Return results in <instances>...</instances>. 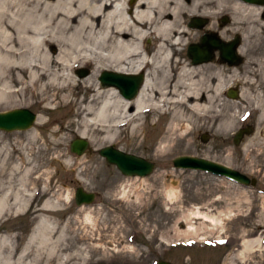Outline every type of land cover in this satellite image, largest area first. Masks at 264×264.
<instances>
[{"label":"rangeland","instance_id":"1","mask_svg":"<svg viewBox=\"0 0 264 264\" xmlns=\"http://www.w3.org/2000/svg\"><path fill=\"white\" fill-rule=\"evenodd\" d=\"M230 16L222 15L220 22L205 19L208 24L239 28L245 36L246 61L259 63L264 35L231 23ZM192 18L185 17L187 26ZM149 47L153 49L155 42ZM83 69L88 70L87 76L75 74L81 81L92 72L91 66ZM100 74L94 79L97 85ZM259 74L242 73L231 82L245 97L225 99L224 106L216 108L224 109L230 122L223 132L221 116L213 123L186 113L193 121H182L171 105L161 114L145 113L135 131L123 132L110 143L95 127L81 137L79 104L0 101V112L28 109L37 120L43 107L49 109L42 126L0 132V200L7 203L0 215V264L10 253L16 256L11 264L20 263L22 254L20 264H60L58 259L49 261L36 231L43 219L56 229L55 239L61 236V255L89 246L88 261L80 264H264V117L260 115L264 83ZM245 126L253 131L236 146L234 136ZM79 138L90 144L83 156L71 152V143ZM107 146L153 162L154 173L146 178L122 175L99 155ZM179 156L231 167L256 179V188L208 173L173 169L172 160ZM79 187L96 193L93 204L76 205ZM48 202L52 208L45 211ZM257 238L261 243L243 252L245 243ZM91 243L100 248L95 250Z\"/></svg>","mask_w":264,"mask_h":264},{"label":"bare ground","instance_id":"2","mask_svg":"<svg viewBox=\"0 0 264 264\" xmlns=\"http://www.w3.org/2000/svg\"><path fill=\"white\" fill-rule=\"evenodd\" d=\"M227 13L231 15V23L247 25L258 36L264 35V4L245 0H0V101L21 105L79 104L76 117L83 128L81 137L95 127L104 141L110 143L123 132L135 131L145 113L161 114L171 105L181 114L182 121H193L186 113H195L198 121L205 118L213 123L221 116L219 129L223 132L230 122L221 109L224 103L219 104L221 96L230 89L238 98L245 97V92L241 95L231 82L242 73L259 72L258 77L264 83V56L259 63L246 61L245 36L239 28L208 24L205 19L220 22ZM189 15L193 18L187 26L184 19ZM198 19L204 21L203 26H194ZM203 31L206 39L197 46L201 53L219 49L224 55L223 50L227 49L235 56L237 49L238 59L231 62V67L219 62L197 66L178 61L183 52L180 47L195 42ZM231 31L233 34L228 33ZM230 38H236L230 45L221 41ZM152 42L155 47L150 49ZM242 58L245 62L240 65ZM88 66L92 72L84 81L75 77L76 72ZM143 67L149 70L132 100L113 86H103L100 78L98 85L94 82L99 72L137 74ZM154 76L161 78L155 80ZM84 94L88 97L81 99ZM220 106L217 113L215 110ZM48 112V107H43L35 124L44 125ZM260 115L264 117L263 103ZM28 162L25 160L24 165ZM6 208L7 203L0 200V215ZM51 208L49 202L44 206L45 211ZM202 218L216 222L207 215ZM49 226L43 219L36 231L42 237L41 244L50 262L88 261L89 246L61 255L63 251L58 250L61 236L55 239L56 229ZM258 243L260 238L247 241L243 252ZM91 246L95 250L100 248L93 243ZM15 257L10 253L3 262L11 264ZM23 259L24 254L20 263Z\"/></svg>","mask_w":264,"mask_h":264},{"label":"water","instance_id":"3","mask_svg":"<svg viewBox=\"0 0 264 264\" xmlns=\"http://www.w3.org/2000/svg\"><path fill=\"white\" fill-rule=\"evenodd\" d=\"M251 3L264 4V0H245ZM204 25V21L196 20L194 26ZM237 42V41H236ZM214 45L217 47L218 42L215 40ZM221 46V45H220ZM225 49V48H224ZM223 50V49H222ZM190 52H194V59L202 61L204 56L201 55V49L197 46L189 48ZM224 56L229 58L234 56V52L223 50ZM206 58V57H205ZM80 76H87L88 70L83 69L78 72ZM103 86L117 85L120 92L129 100L136 98L143 81V76H130L123 74H114L110 71H104L100 77ZM230 97L237 99L238 94L233 92ZM37 120V115L28 109H14L10 111L0 112V132L13 133L25 132L31 129ZM250 127L238 131L234 138V144L239 146L241 140L246 135L252 133ZM90 148V144L83 138L74 140L71 143V152L77 156H83ZM99 155L104 158L108 164L116 166L118 170L126 177H149L155 171V164L142 157L125 153L119 149L107 146L100 150ZM173 169L184 171H195L208 173L216 177L225 178L234 183L247 187H256L257 180L234 170L226 165L197 158L193 156H179L173 159ZM95 201V193L86 192L82 187H79L75 193V203L77 206L91 205ZM156 264H173L167 261H159Z\"/></svg>","mask_w":264,"mask_h":264},{"label":"flooded vegetation","instance_id":"4","mask_svg":"<svg viewBox=\"0 0 264 264\" xmlns=\"http://www.w3.org/2000/svg\"><path fill=\"white\" fill-rule=\"evenodd\" d=\"M205 36H206V34H200L198 39L195 42L189 44L186 47V50H184L181 53V56L179 57V60H178V58H175V59H177L178 61L191 63L192 65L196 64L197 66H203V65L214 63V62H219L223 66L231 67L230 66L231 62L236 61L238 59L237 58L238 57L237 56V49H236V55L234 57H229V58L225 57L221 50H219V49L218 50L211 49L210 51L201 53V55L204 56L203 57L204 59L202 61H197V63H196V61H195V59L193 57L194 56V52H190L189 48L192 47V46L193 47L194 46H200V44L203 43L204 39H206ZM234 40H236V38H233V39L230 38L228 40H225V41L221 40V41H223L225 43L224 45H230V44L233 43ZM244 62H245V60L242 58V60L240 61V65H242ZM148 70H149V68L143 67L139 71H137V74L135 72L133 74V72L120 73V72H117V71H114L113 73L114 74L130 75V76H143V81H142V85H143V83H144V81L146 79V73H147ZM102 73L103 72H101L100 77H101ZM154 77H155V80H159V78H161L160 76L159 77L154 76ZM113 87L119 89L117 87V85H113ZM225 91H226L225 94L223 96H221L222 98H220V100H221L220 103H222V104L224 103L225 99L227 101H230V99H231L230 95H231V93H233L234 90L232 91L230 89H226ZM146 114H149V113H146ZM95 195H96V193H95Z\"/></svg>","mask_w":264,"mask_h":264}]
</instances>
